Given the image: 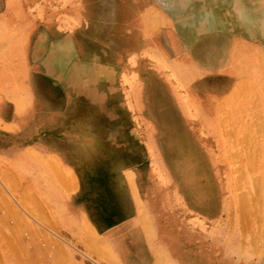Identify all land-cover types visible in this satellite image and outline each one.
I'll list each match as a JSON object with an SVG mask.
<instances>
[{"label":"rangeland","instance_id":"374dc122","mask_svg":"<svg viewBox=\"0 0 264 264\" xmlns=\"http://www.w3.org/2000/svg\"><path fill=\"white\" fill-rule=\"evenodd\" d=\"M114 1L92 0L94 13L89 22V13L82 11V0H0V17L6 19L9 26L0 25V32H5L0 36V264H117L110 247L97 241L92 226L83 227L89 240L90 249H86L79 238L54 233L49 220L51 214L41 208L43 198L53 189L38 185L40 159L37 151L27 146H37L39 140L49 135L52 125L61 135L76 131L71 140L74 152L60 151L59 156L64 161L86 164L93 172H104L116 168L115 163L122 159L127 166L143 165L150 171V189L146 195L140 194L137 201L141 209L150 210L153 218L152 222L149 220L150 226L158 229L160 245L164 247L158 252L156 262L152 257V264H172L166 261V252L173 264H264V135L251 146L260 154L256 161L258 167H242L245 180L239 188L230 185V163L224 151L227 148L229 154L236 155L234 161L238 163L244 165L248 161L243 150L246 143L240 146L243 140L238 141V138L243 139L242 133L246 134L241 120L247 113H239L238 121H232L228 112L234 110L233 106L237 110L238 106L233 101L226 103L231 99L238 77L232 70L218 71L206 65L198 70L197 79L178 81L170 67L189 50L203 57L210 47L207 40L214 34L224 35L226 39L231 35V38H249L261 43L252 50L239 45L236 60H240L241 67L250 70L246 74L261 72L257 75L263 76V66H259L262 65L261 57L264 58V0H243L248 7L245 11L257 22L255 27L242 30L229 25L228 32L222 31L223 27H216L205 34L189 28L191 40L183 41L185 47L180 52L172 51L168 40V35L175 36L174 32L180 29L167 21L148 34L155 44L146 43L137 51L131 49L130 44L122 46L123 36L112 32ZM153 2L155 8L163 10V0ZM213 14L226 20L222 7L213 9ZM10 31L19 38L18 43L8 35ZM127 32L134 35L131 30ZM9 43L16 49L1 52V47ZM18 64L25 68L22 74L16 69ZM205 69L208 72L204 73ZM148 70L157 73L160 78L156 76V81L167 89L161 96L172 108L168 109L171 133L174 137L186 133L192 143L197 159L189 161V169L202 168L204 174L198 173L193 179L180 174L174 177L171 163L182 159L185 146L182 143L177 149L173 146L165 148L162 139L157 144L156 140L161 136H152L155 129L149 120L148 100H153L160 92L156 91L159 83L154 82V90L147 87ZM16 75L21 88L13 90L16 87L11 88V83ZM216 79L221 82L210 84V80ZM206 81L210 92L195 98L191 90ZM69 99L72 102L61 112L55 103L62 105ZM178 99L191 102L188 111L179 106ZM108 100L115 108L111 114H119V122L114 125H107L102 115L105 107L101 105ZM43 102L53 105L42 107ZM215 109H223L226 113L222 115L223 131L235 126L236 131L232 129L233 135H230L232 145H235L230 146V143L224 147L220 141L221 122L218 123L219 130L216 129ZM99 115L104 117L103 120ZM75 117L77 120L92 117L93 123L75 125ZM107 128L130 135L121 139L126 152L118 155L119 160L108 154L105 143L91 133L94 129ZM254 129L258 131V128ZM253 134L256 135L254 130L250 136ZM107 157L113 158L111 165L105 160ZM44 161L54 174L69 182L60 187L62 194L77 192L76 178L70 171L64 170L57 159ZM134 173L135 176L129 173L128 179L135 177L141 184L144 170L137 167ZM259 175L263 176V185L260 184L263 193L255 181ZM98 187L104 191L103 185ZM241 199L250 209L243 210ZM151 232L153 229L149 230ZM97 242L104 250H109V255H114L112 259L101 252L102 247L93 246Z\"/></svg>","mask_w":264,"mask_h":264},{"label":"bare ground","instance_id":"6f19581e","mask_svg":"<svg viewBox=\"0 0 264 264\" xmlns=\"http://www.w3.org/2000/svg\"><path fill=\"white\" fill-rule=\"evenodd\" d=\"M81 5H82V11L89 13L90 17L87 20L90 22V20L93 16V13H94L93 12L94 7H93L92 0H82ZM113 6H114V9H113L114 22L112 25V32L116 33L117 35H118V33H120L123 36V38L120 40L121 45L122 46L132 45L131 49H133L134 51H137V49L140 50L144 46V44H146V43H154L155 44L156 41L153 38H150L152 36H150L148 34L150 32H153L158 25L165 23V21L172 23L174 25L175 29H180L179 31L176 30V32H174L175 36L174 35H168L169 44L172 48V51H175V52H180L182 49H184L185 45H184L183 41L189 42L191 40L189 28H194L197 31V33H204V32H210L212 30H216V27H220V29L223 27V29H221V30L226 32L228 29L227 26H229V25H233L234 27H240L242 30H247V29H250V27H255L257 25V22L254 21L253 18L245 11L248 7H245L243 0H163V6L164 7L162 8L163 9L162 11H160L159 9L154 7L153 0H116V1H114ZM218 6L222 7L224 9L225 15H226V20H223L221 18H217L213 14V9H216ZM0 25H5V27H9L6 19H4L2 17H0ZM130 30L134 32V35H132V36L129 35V33L127 31H130ZM125 32H127V33H125ZM4 33L0 32V36H2V34H4ZM8 35H10L18 43L19 38L14 35L13 31H10L8 33ZM238 35H239V33H238ZM7 37H9V36H7ZM231 37H233V36L229 35V39H226L224 37V35L222 36V35L214 34L213 36H211L207 40L210 43V47H208V49L206 50V53L203 55V57L197 55L193 50H189V53H184L182 55V58L180 59V61H178L176 63L172 62L170 67L172 68V71H173L172 75L176 79H178V81L179 80H183V81L187 80V82L190 80L193 81V79H197V75H199L198 70L200 68L205 67L206 65H211L213 69H216L218 71H222V70L230 71V70H232L234 73H236L238 79L235 82V85L233 86V89L231 91V93H232L231 99H227L226 101H228V102H226V103H230L231 101H233L238 106L237 110H235V106H233L234 110H230L228 112L231 116L232 121H235V119L238 121V119H239L238 114L239 113H242L244 111L247 113V117H243V119L241 120L244 122L243 130L244 129L245 130L243 132H246L245 135H244V133H242V135L245 136V138L249 137V139L248 138L245 139L242 136L243 139L238 138V141L243 140V142L240 141L242 143V144L240 143L241 144L240 146H242L243 144L246 143L245 149H243V150H244L245 157L248 158V159L246 158V160H248V161L247 162L245 161L246 163H244V165L241 164L242 162L238 163L237 161H234L236 159L235 158L236 155H234L232 153L229 154L227 151V148H224V151H225L226 157L230 163V167H229L230 169L228 171L229 172L228 177L230 180V185H232L233 187L237 186L239 188V187L243 186V184H241V183H243V181L245 180L244 175L241 171L242 167H244V168L246 167V168H250V169L253 167H255V168L258 167L256 161H257L258 156L260 154H258L257 151L255 153V148L253 147L254 149H252L251 146L253 145V143L256 140L258 141L260 139V137L263 138V135H264V75L263 76L257 75L258 73H261V72H258L256 74H252V73L246 74L248 71L250 72V70H247L246 68L241 67L238 63L240 60H238V59L236 60V58L238 57L237 53H238L239 45L242 47L243 46L247 47V49L251 48V50H252L255 47L261 46V43L260 44L256 43L255 41H253L249 38L238 39L236 37L235 38H231ZM69 39H71V38H69ZM8 40H10V39L8 38ZM0 43H1V41H0ZM116 44H117V42H116ZM211 46L220 52L215 53V51L213 50V48ZM9 48H11V49L15 48L16 49V47L12 43H9L4 48L1 47V52L5 53L7 51V49H9ZM222 48H224V49H222ZM256 50H258V49H256ZM199 52H201V51H199ZM64 54H66V53H64ZM243 54H244V52H243ZM260 55L263 56V54L261 52H260ZM252 56L253 55H251V57ZM59 57H60V55H59ZM65 57H67V56H65ZM79 59H80V57H79ZM245 59H243V60H245ZM260 60H261L260 62L262 63V65H260L259 68L260 67L262 68V66H263V69H264V58L261 57ZM242 63H244V61ZM15 66H16V69H19L18 70L19 74H22V71L25 70V68H23L22 65H20V64L15 65ZM58 66H60V65L58 64ZM254 66H257V65H254ZM11 67H12V65L10 66V68ZM12 70H15V69H12ZM257 71H258V69H257ZM60 72H61V70H60ZM203 72L206 73V72H208V70L205 69ZM254 73H255V70H254ZM17 76L18 75L13 76V78H12V83H11L12 87L11 88L16 87V88H13V90H16L17 88H19V89L21 88L19 82H17V79H16ZM156 76H157V73H154L152 70H148L145 80L147 81V87L150 90L151 89L154 90V88H155L154 82L157 84L160 82V81L159 82L156 81ZM157 78H160V77L157 76ZM217 82L220 83L221 81L220 80L218 81L216 79V80L211 82V80H210V84L217 83ZM208 84H209V82H207V81L197 84L195 87H193V90H191V94H193L195 96V98H199L201 96L207 95L210 92V90L208 89V87H209ZM164 86H162V84L160 85V83H159L157 86V88L159 90H156V91L160 92V94L159 93L156 94L155 97L152 96L153 100L152 99L148 100V105L150 108V111L148 112L150 114V115L148 114L149 118H150L149 120L152 122V124L154 125V129H155L154 131H152V136L155 138H157L158 136H161L160 138H157L156 141H157V144H160L161 142L159 139H162V143L164 142L165 148H169L170 146H173L174 148L177 149L181 146L182 143L184 144L185 151L182 150L184 155L182 156V159L180 161H174V163H171V166L173 167L172 171L174 173V177H176L180 174L184 178L193 179V176H195L198 173L199 174L203 173V170H202V168H197V169L191 170V169H189L190 166L188 167V163L190 160L197 159V157H195V155L193 154L192 143L190 142V139L188 138L189 136H187L186 133L181 132L179 134V136L174 137V135L170 131V126L172 125V121L170 120L171 117L169 116V113H170L169 110H171L172 108L170 105H168V103L166 101H164V98L161 96V95L164 96L165 92H166L165 90H167V89H165ZM175 87H176V85H175ZM163 91H165V92L162 93ZM159 97L162 100H160ZM22 99H23V97H22ZM19 100H21V99L19 98ZM164 103H165V106H163ZM178 103L180 104L179 106H181V107L183 106L184 110H186V111H188L187 109L192 105L191 102H189L187 99H184V100L178 99ZM143 104H146V103H144V101H143ZM252 107L254 109H251ZM224 113L225 112L223 109H221V110L215 109L214 118H215L216 124H214V125H215V128L218 129L219 128L218 123L221 122V131L222 132H221V134L220 133L219 134L221 136L220 141L222 142L223 146L224 147L229 146L230 143H231L230 146H233L235 144L232 145L233 139L230 140V138H231L230 135H233L232 129H234V132L236 131V129H235V126H233V123H231L233 126L232 129H230V130L228 129V130L223 131V129L225 127H223V124H222V120H224L223 119L224 117L222 115ZM246 118H248V121L245 120ZM222 127H223V129H222ZM230 127H231V125H230ZM254 128H258V131L260 129L261 132L259 133L258 131H256L257 129L255 130ZM252 130L255 131L256 135L253 134L252 136H250V132ZM244 139H245V141H244ZM234 143H236V142H234ZM238 144H239V142H238ZM262 146H264V145H262ZM257 147L258 146H256V148ZM258 150L260 151V149H258ZM259 165H261V164H259ZM258 177H260V178H257V179L255 178V181L257 182V185L259 184L258 190H261L260 192H262L263 190L261 189L262 187H260V184H261V186L264 184L262 181V178H261L263 176L259 175ZM238 195H240V194H238ZM239 198H243V197L239 196ZM244 201L245 200L243 199L242 202H244ZM244 203H243V210H248L249 204L247 202H244ZM14 212H15V210H14ZM13 215H14V213H13ZM143 221L145 224H143L142 226H144V230L147 233H149V230H150L149 226H150V222H152V221L150 219V222H149V218H147V217L146 218L143 217ZM7 235H9V234H7ZM42 236H43V233H42ZM9 245H10V242H9ZM96 245L103 248V250L101 252L107 253V251H109L106 249L104 250L103 245L100 244L99 242H97L93 246H96ZM19 255H21V254H19ZM110 256H111L110 259H112L113 258L112 256H114V255L111 254L108 257H110Z\"/></svg>","mask_w":264,"mask_h":264},{"label":"crops","instance_id":"0c3cea01","mask_svg":"<svg viewBox=\"0 0 264 264\" xmlns=\"http://www.w3.org/2000/svg\"><path fill=\"white\" fill-rule=\"evenodd\" d=\"M72 99L62 105L61 102L55 104L63 112ZM40 105L43 107L53 104L43 102ZM113 105L109 103V100L101 105L105 107V113L102 115L105 117V121L107 120V125L119 122V114H111L115 110ZM98 117L100 120L104 118L100 115ZM76 120L75 117L73 121ZM89 121L93 123L92 117L80 118L75 122V125ZM54 126H50L52 129L48 131L49 135H45L43 139L39 140L37 146H27V148L35 149L40 159L39 173L36 177L38 185L53 189L52 192L45 195L42 200L44 204L41 206L51 214L49 220L54 227L53 232L64 233L75 239L79 238V242L86 249H90L88 236L83 232L85 226L90 225L94 229L97 241L99 240L110 247L117 264H152V257L156 262L158 252L164 247L160 245L161 238L158 229L149 226L153 232L149 233V236L145 232L144 226H142L145 224L143 217H147L149 220L153 218L150 210L141 209V204L137 201L141 198L140 194L146 195L148 193L146 191L150 189V171L143 165L127 166L122 159L115 163L116 168L104 172H93L86 164L64 161L59 156L60 151L63 153L74 152L71 140L74 139L73 134L76 131L72 130L67 135H61L57 129H53ZM91 133L105 143L107 153L115 156L114 159L119 160L118 155L125 154V143L121 142V139L130 136L126 135V132L107 128L105 130L94 129L91 130ZM41 159L47 161L57 159L64 170L70 171L75 176L77 192L82 191V193L62 194L60 187L69 182L63 181L60 176L54 174L45 164L46 161ZM105 160L110 165L113 163V158L107 157ZM137 167L143 169L145 173L141 184L135 181V177L132 180L128 179L129 173L135 176L134 171ZM30 178L29 174V181ZM97 185H103L104 191ZM166 248L168 249V247ZM165 255L166 261L173 264V259L167 252Z\"/></svg>","mask_w":264,"mask_h":264}]
</instances>
